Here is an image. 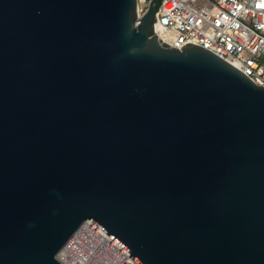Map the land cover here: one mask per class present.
I'll use <instances>...</instances> for the list:
<instances>
[{
  "label": "water",
  "instance_id": "water-1",
  "mask_svg": "<svg viewBox=\"0 0 264 264\" xmlns=\"http://www.w3.org/2000/svg\"><path fill=\"white\" fill-rule=\"evenodd\" d=\"M162 0H0V264L92 220L138 264H264V87Z\"/></svg>",
  "mask_w": 264,
  "mask_h": 264
},
{
  "label": "built area",
  "instance_id": "built-area-1",
  "mask_svg": "<svg viewBox=\"0 0 264 264\" xmlns=\"http://www.w3.org/2000/svg\"><path fill=\"white\" fill-rule=\"evenodd\" d=\"M151 0H137L139 15ZM174 46L197 43L264 87V0H162L156 22ZM57 258L63 264H138L92 220L84 221Z\"/></svg>",
  "mask_w": 264,
  "mask_h": 264
}]
</instances>
